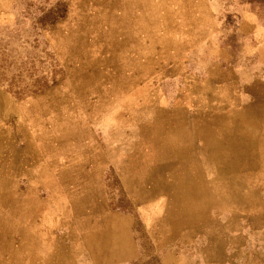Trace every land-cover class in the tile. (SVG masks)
Returning <instances> with one entry per match:
<instances>
[{
    "label": "rangeland",
    "instance_id": "374dc122",
    "mask_svg": "<svg viewBox=\"0 0 264 264\" xmlns=\"http://www.w3.org/2000/svg\"><path fill=\"white\" fill-rule=\"evenodd\" d=\"M263 49L264 0H0V264H209L212 227L262 260L264 228L226 211L163 241L166 196L127 175L149 163L138 132L156 110L264 123V97L222 92L241 76L264 90Z\"/></svg>",
    "mask_w": 264,
    "mask_h": 264
},
{
    "label": "crops",
    "instance_id": "0c3cea01",
    "mask_svg": "<svg viewBox=\"0 0 264 264\" xmlns=\"http://www.w3.org/2000/svg\"><path fill=\"white\" fill-rule=\"evenodd\" d=\"M261 52L264 54V49ZM216 76L214 74L207 79V89L220 82ZM246 80L247 77L241 76L239 81L226 82L222 86L223 96L241 98L248 93L249 96L264 97V90L260 92L255 82L246 85ZM193 91L189 97L196 96ZM258 107L250 105L246 109V106H241L233 112L258 113L262 111ZM222 110L221 107H212L210 113L221 118ZM160 111H163L164 120L161 127H156L153 121ZM198 119V116L193 119L184 108L175 105L154 111V117L149 116L139 128L142 143L148 146L149 163H136V169L132 166L127 177H135L137 187L143 193L164 194L167 198L165 205L159 208L165 211L166 218H157L158 222L152 224L157 228L154 233L159 235L163 232V241L167 240L168 233V241L171 242L183 241V235L188 236L187 241H193L190 238L192 229L208 224L213 211L231 213L232 218L229 216L228 221L231 227L240 225L238 218L249 217L253 225L264 228V132L248 131V126L262 129L264 123ZM149 225L152 226L151 219ZM223 231L213 227L208 230V246L201 256L206 262L264 264V254L261 255L262 260H259V255L253 259L250 251L241 249L242 243L250 242L246 237L231 241L233 245L238 243V250H225L227 244L221 237L225 234ZM154 238L156 241L161 239ZM132 251L133 248L128 257ZM160 258L163 264H177L181 255L177 257V254L164 250Z\"/></svg>",
    "mask_w": 264,
    "mask_h": 264
}]
</instances>
